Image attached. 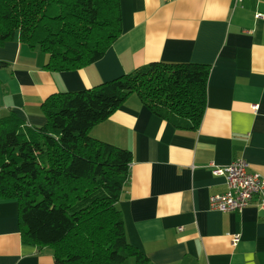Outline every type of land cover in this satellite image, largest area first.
Listing matches in <instances>:
<instances>
[{"label": "crops", "instance_id": "1", "mask_svg": "<svg viewBox=\"0 0 264 264\" xmlns=\"http://www.w3.org/2000/svg\"><path fill=\"white\" fill-rule=\"evenodd\" d=\"M120 6L122 34L103 58L77 71H48V56L18 37L0 46V63H7L0 69V121L15 114L28 127H42L49 96L90 89L153 62L208 65L197 130L176 129L132 95L90 135L132 153L117 207L127 241L148 264H264V210L256 202L241 213L209 205L227 190L212 167L244 159L264 177V0ZM0 264H56L52 249L23 242L18 203L1 195Z\"/></svg>", "mask_w": 264, "mask_h": 264}, {"label": "trees", "instance_id": "2", "mask_svg": "<svg viewBox=\"0 0 264 264\" xmlns=\"http://www.w3.org/2000/svg\"><path fill=\"white\" fill-rule=\"evenodd\" d=\"M122 34L120 0H0V46L16 37L48 56L50 72L77 71ZM7 63H0V69ZM210 67L150 63L42 104L46 123L0 121V195L19 206L22 240L50 248L56 264H148L129 244L117 207L132 153L90 135L132 95L176 129L197 130Z\"/></svg>", "mask_w": 264, "mask_h": 264}, {"label": "built area", "instance_id": "3", "mask_svg": "<svg viewBox=\"0 0 264 264\" xmlns=\"http://www.w3.org/2000/svg\"><path fill=\"white\" fill-rule=\"evenodd\" d=\"M255 110L258 108L254 107ZM214 166V165H213ZM215 176H223L227 190L223 194L209 198L210 208L223 213H241L253 203L264 210V177L250 171V165L244 159H237L226 167H212ZM240 237L233 239L236 246Z\"/></svg>", "mask_w": 264, "mask_h": 264}]
</instances>
